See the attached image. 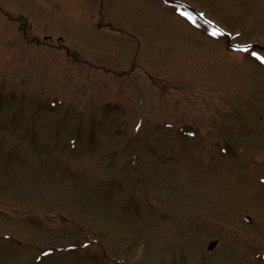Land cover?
<instances>
[{
  "label": "rangeland",
  "instance_id": "1",
  "mask_svg": "<svg viewBox=\"0 0 264 264\" xmlns=\"http://www.w3.org/2000/svg\"><path fill=\"white\" fill-rule=\"evenodd\" d=\"M170 1L0 0V264H264V0Z\"/></svg>",
  "mask_w": 264,
  "mask_h": 264
},
{
  "label": "snow or ice",
  "instance_id": "2",
  "mask_svg": "<svg viewBox=\"0 0 264 264\" xmlns=\"http://www.w3.org/2000/svg\"><path fill=\"white\" fill-rule=\"evenodd\" d=\"M216 33L213 32V35H215ZM257 59L260 61V63L264 64V58L261 57H257Z\"/></svg>",
  "mask_w": 264,
  "mask_h": 264
},
{
  "label": "water",
  "instance_id": "3",
  "mask_svg": "<svg viewBox=\"0 0 264 264\" xmlns=\"http://www.w3.org/2000/svg\"><path fill=\"white\" fill-rule=\"evenodd\" d=\"M248 220H250V219H248ZM214 247H215V244L211 245V249L214 248Z\"/></svg>",
  "mask_w": 264,
  "mask_h": 264
}]
</instances>
